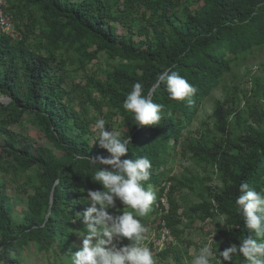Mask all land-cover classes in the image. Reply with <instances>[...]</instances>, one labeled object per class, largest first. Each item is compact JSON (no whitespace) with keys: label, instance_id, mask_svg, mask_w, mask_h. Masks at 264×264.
Here are the masks:
<instances>
[{"label":"trees","instance_id":"16d2710c","mask_svg":"<svg viewBox=\"0 0 264 264\" xmlns=\"http://www.w3.org/2000/svg\"><path fill=\"white\" fill-rule=\"evenodd\" d=\"M18 1L7 0L6 10L25 29L16 24L13 38L0 28V94L10 98L0 102V264H30L40 252L54 255L53 263L61 255L89 264L94 250L80 240L107 225L89 201L107 193L118 200L111 216L118 231L123 219L143 213L181 241L187 225L211 219L221 242L211 243L214 264H264V61L263 74L243 70L249 89L235 85L214 97L240 77L236 67L264 50V0ZM100 53L107 67L88 71ZM67 62L85 69L83 84L65 88ZM209 95L215 129L195 138L188 127ZM24 114L58 156L9 128ZM93 124L101 134L94 145ZM189 151L204 172L212 166L219 191L204 184L209 176L170 175L171 157ZM12 185L25 195L20 211L7 193ZM183 188L199 201L179 198ZM149 228L142 217L124 231L119 254L105 243L97 264L142 257ZM172 245L160 255L173 251L180 262Z\"/></svg>","mask_w":264,"mask_h":264},{"label":"rangeland","instance_id":"374dc122","mask_svg":"<svg viewBox=\"0 0 264 264\" xmlns=\"http://www.w3.org/2000/svg\"><path fill=\"white\" fill-rule=\"evenodd\" d=\"M15 5L19 4L18 0H12ZM121 6L123 7L122 3ZM12 15V14H11ZM21 19H16L14 16L12 18V25L15 29V35L14 38H17L19 34V30L16 27V24H20V28L23 30L25 27L23 26V23L20 22ZM131 20V19H130ZM129 20V21H130ZM139 23H136L135 30H138ZM123 28H119V31H122ZM37 32V29H36ZM32 37V35H31ZM136 39L143 38L142 36L136 35ZM30 42H33V39H29ZM41 51H44L42 49ZM117 59L113 60L111 63H117ZM264 61V50L255 51L253 55L249 57L248 60L245 61V66H242L241 69L235 68V71L241 73L240 77L230 80L227 89L222 90L221 88H218V90L215 92L214 97L215 98H223L226 94H231L233 92V87L235 85L239 86V88L242 90L249 89L252 84L248 83L247 78L248 76L244 75L243 70L245 67L252 71L253 74H263L260 68L261 62ZM66 66V74L69 75L67 77V80L64 81L65 88H72L78 84H83L85 82V69H74L73 65H70L69 62L65 64ZM88 71L92 70L93 68H100L105 69L107 67L106 63V56H104L103 53L99 54V57L91 62L87 63ZM134 65H130V70H132ZM229 76V74H227ZM243 91H240V95H242ZM97 96V94H95ZM9 99L7 95L0 94V102L1 103H8ZM213 99H211L210 95L207 97H204L200 104V109L198 113L195 116V119L192 121V123L188 127V132H192L193 137L200 138L201 135L204 133L208 137H212V132L214 131V118L209 117L213 111ZM74 103H78V99L74 101ZM95 111H91L90 114H94ZM111 127L112 128H118V123L116 121H112ZM13 132L16 133L18 138L24 137V138H30L34 143L43 145L48 148L50 152L57 155L60 154L54 144L51 140L47 138V136L41 132L38 131L34 125L31 122L30 115L24 114L22 120L19 122L11 125L9 127ZM110 131V130H109ZM235 132L237 134L241 133L240 127H235ZM117 133V132H116ZM101 136V134L98 132V126L96 124L92 125V133H90L89 138L91 141V144L94 145L96 142V138ZM3 135H0V143L3 144ZM193 152L189 151V155L186 157H183L181 154L173 155L171 157V161L167 168H169L170 175H177L180 176L182 174L187 175L188 171H192L194 174H199L201 176H209L208 179L205 180V185L207 186H213L214 192L219 191L220 185L218 181V174L213 172L212 166H208L207 170L204 172L201 169V166L204 164L201 162L199 165L197 162H194L193 159H191V154ZM9 177V176H8ZM7 177V178H8ZM169 183L166 182V190H168ZM7 193L11 196V200L16 205V210L20 211L24 209L25 205L23 203V200L25 196L24 194H21L18 192L14 185L9 186L7 188ZM22 196V197H21ZM177 196L179 198L186 199V203L190 202H198L199 198L196 194L189 192L186 188L180 189L177 192ZM165 203H167L166 198L163 196L162 198ZM180 202V199H179ZM90 207L93 208L96 212L100 213L101 221L105 224L107 222V225L105 227L101 228L100 226L96 228H90V233L88 235V238L83 235V237L80 241L81 243H85L86 247H91L94 250V253L90 255L89 257V264H97L99 261H103V252L102 244L103 243H114L115 244V251L114 255L119 254V248H121V240L123 238V235L125 232H128V228L134 226L135 224H138L142 217L147 220V222L150 224L149 232L151 231V235H154L153 230H159L158 227H156L157 224V218L154 217V215H149L146 217L143 213H133L132 215L128 216L126 219H123L122 221V230L118 231V227L115 226V218H111V216L116 212L117 203L118 200L114 199L112 194H106L105 196L94 198L92 197L89 201ZM148 203L142 204V209L146 211L148 209ZM182 209L180 210V212ZM110 218V219H109ZM118 218V217H117ZM211 219H208L205 222H201L198 220L193 225H187L186 231L181 235V241H177L171 233V236L173 238V247H176L175 249L179 254L181 255V261L176 262L174 258V253L171 251L166 257H163L160 255V244L158 241V238L156 239V244H154V247L152 250H147L149 246V238H146L142 242V247L145 248V253L142 257L139 259H133V254L131 253L129 255L130 263L129 264H214L213 259H215V253L211 250V243L219 242L221 243L219 233L216 229V225L211 223ZM100 224V225H104ZM167 230H169L168 227H163ZM125 231V232H124ZM147 231V232H148ZM170 231V230H169ZM98 232L102 233L98 235ZM106 235V237L104 236ZM146 235V234H145ZM144 235V236H145ZM98 237V238H96ZM158 237H161L159 235ZM126 238V237H125ZM144 238V237H143ZM143 240V239H142ZM125 241V240H124ZM57 249V248H56ZM98 250V251H97ZM59 253V252H58ZM60 254V253H59ZM60 256L59 261L57 263L54 262V255L52 254H46V252H40L37 254V256H30L28 262L30 264H70L67 259L61 258ZM132 259V260H131ZM223 260V259H221Z\"/></svg>","mask_w":264,"mask_h":264},{"label":"built area","instance_id":"2783aa9c","mask_svg":"<svg viewBox=\"0 0 264 264\" xmlns=\"http://www.w3.org/2000/svg\"><path fill=\"white\" fill-rule=\"evenodd\" d=\"M0 5H1V1H0ZM0 21H1L2 25H5L8 23V17L5 16L4 14H2L1 9H0ZM162 198H161V201L165 207V210H168V203H165V201ZM152 232H154L155 236H152L151 231H150L147 235V238H149L148 242H149V244L154 243L158 246V244L156 243V239L158 238L160 247H162V248H160V250L166 248L167 245L173 241V238L171 236V232L165 228H162L160 231L159 230H153ZM159 234L161 235V237H158Z\"/></svg>","mask_w":264,"mask_h":264},{"label":"clouds","instance_id":"9594fccd","mask_svg":"<svg viewBox=\"0 0 264 264\" xmlns=\"http://www.w3.org/2000/svg\"><path fill=\"white\" fill-rule=\"evenodd\" d=\"M0 1H1V5H0L1 12H2V14H4L5 16L8 17V23L7 24L2 25L1 21H0V28L3 32L9 33L14 38L15 29L12 25L13 16L11 15V13L9 11L6 10V8L8 7L7 0H0ZM145 239H146V237H145ZM144 240H142L141 242H143ZM109 244H114V243H109ZM112 247H113V245L109 246L110 249H112ZM102 249L104 250V252L106 251L105 243L102 244ZM104 252H103V257H104Z\"/></svg>","mask_w":264,"mask_h":264}]
</instances>
